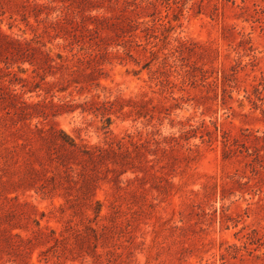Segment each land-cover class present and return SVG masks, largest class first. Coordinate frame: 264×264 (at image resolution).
I'll use <instances>...</instances> for the list:
<instances>
[{
	"label": "rangeland",
	"instance_id": "1",
	"mask_svg": "<svg viewBox=\"0 0 264 264\" xmlns=\"http://www.w3.org/2000/svg\"><path fill=\"white\" fill-rule=\"evenodd\" d=\"M29 1L47 9L25 20L20 0H0L4 34L46 31L54 57H103L72 86L29 63L12 69L28 80L23 101L48 117L0 124V264H264V0ZM63 15L106 20H88L100 27L93 41L79 26L71 46L64 30H46ZM115 100L106 130L100 112L82 110ZM28 123L89 146L128 135L150 144L123 169L89 166L96 181L73 204V186L46 181L53 167L29 174L45 150L16 147Z\"/></svg>",
	"mask_w": 264,
	"mask_h": 264
},
{
	"label": "trees",
	"instance_id": "2",
	"mask_svg": "<svg viewBox=\"0 0 264 264\" xmlns=\"http://www.w3.org/2000/svg\"><path fill=\"white\" fill-rule=\"evenodd\" d=\"M24 8V19L26 20L29 14L33 13V16L38 17V13H43L44 9H47L44 5L33 4L29 0H20ZM161 0H132L130 3L135 6V8L143 7V5H155V3ZM129 6H132L131 4ZM3 5L0 3V13H4ZM67 10H69L67 8ZM2 16V15H1ZM83 22L81 24L75 25V21L70 18L69 15L60 16V18L49 23L46 28L53 30L55 33H59L64 30L67 34L69 45L73 46L75 44H80L82 38L78 35L79 26L82 28L84 33L92 36V41L94 40V35L98 34L99 26L90 28L88 25V20L92 21H105L106 18L102 20L97 16L88 17L84 16L82 18ZM65 25H70L71 28L68 29ZM135 25V24H134ZM133 25H130L132 28ZM137 26V25H136ZM35 35L32 39L20 40L13 38L9 35L4 34L0 30V124L8 125L9 122L15 127L21 122L32 121L34 118H44L47 119L48 115L42 113H34L38 111L42 106L41 103H29L23 101L21 93H19L18 86L21 85L20 89L23 91L25 88V83L28 82L27 79H22L18 77V74L13 71L14 66L24 65L29 63L34 66L36 71H41L44 76L51 74L55 76L61 74L62 82L69 86L74 84H82L78 81V77L84 75L87 68L100 66L99 59L103 56L92 52L91 54L82 55L73 54L71 57L62 56L57 54L56 57L52 55L51 50H46V44L43 42L44 33H38L36 30ZM154 32L155 28H146V32ZM99 35V34H98ZM90 36V37H91ZM96 38V37H95ZM97 45H99L97 43ZM80 46V45H79ZM44 48V49H43ZM71 47V51H73ZM95 63V64H94ZM97 64V65H96ZM97 70V69H95ZM93 74V73H92ZM91 74V75H92ZM84 90V88H81ZM118 101H107L99 104L97 102H86L83 106V112H88L94 110L95 112H100L105 118V126L103 130L109 129L112 124V119L109 114H112L114 107ZM53 105V104H52ZM53 107H57L53 105ZM8 123V124H6ZM40 123L35 126H31L30 123L27 124V132L22 143H17L16 147H22L28 150V154L34 153V146L39 145L40 149L45 150L44 159L39 162L40 168H37L34 161L29 160L28 172L29 174L37 175L42 172H47L50 167H53V175L46 178V181L53 182V184H59L60 186H65V183L73 186L77 190V195L74 198L68 199V203H76L81 199L80 192L86 187V183L96 181V177L89 174V166H97L102 163L105 164L109 162L114 164V166L123 167L128 164L125 160H129L134 154L139 155L142 147H149L150 141H135L130 135L118 138L114 136L110 138L105 145H94L89 146L87 144H79L74 138L70 137L64 131L58 130L51 126L49 129L40 127ZM20 128H17L19 131ZM105 133H110L106 131ZM8 143L7 139L0 136V145ZM129 142V143H128ZM159 144V142H156ZM107 165V164H106ZM49 166V167H47ZM76 166H81L78 169ZM108 171L113 173H119V176L126 173L120 172L117 169L107 168ZM96 176L101 174L96 172ZM118 176V175H117ZM137 179V178H136ZM69 186V187H70ZM41 189H47V186L41 185ZM69 189V188H67ZM86 198V197H85ZM89 202L91 199L88 197ZM96 205L100 206L99 202H95ZM89 222L90 218H88Z\"/></svg>",
	"mask_w": 264,
	"mask_h": 264
}]
</instances>
